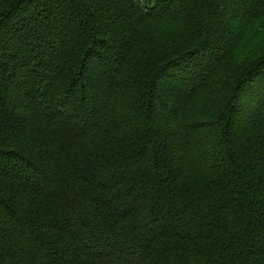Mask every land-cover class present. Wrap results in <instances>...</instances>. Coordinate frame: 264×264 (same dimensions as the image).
<instances>
[{"label": "trees", "instance_id": "16d2710c", "mask_svg": "<svg viewBox=\"0 0 264 264\" xmlns=\"http://www.w3.org/2000/svg\"><path fill=\"white\" fill-rule=\"evenodd\" d=\"M0 264H264V0H0Z\"/></svg>", "mask_w": 264, "mask_h": 264}, {"label": "rangeland", "instance_id": "374dc122", "mask_svg": "<svg viewBox=\"0 0 264 264\" xmlns=\"http://www.w3.org/2000/svg\"><path fill=\"white\" fill-rule=\"evenodd\" d=\"M243 97H244V96H243ZM244 99H245V104H244V105H247V106L251 105V103H252V101H253L252 98L245 96ZM245 109H246V108H244L243 105H242V108H241V110H240V114H239V115H242V112H243Z\"/></svg>", "mask_w": 264, "mask_h": 264}]
</instances>
